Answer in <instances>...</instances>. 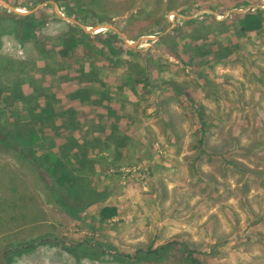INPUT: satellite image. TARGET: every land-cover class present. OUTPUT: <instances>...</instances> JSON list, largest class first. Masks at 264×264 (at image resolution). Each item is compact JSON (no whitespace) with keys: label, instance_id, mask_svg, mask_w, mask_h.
I'll use <instances>...</instances> for the list:
<instances>
[{"label":"rangeland","instance_id":"374dc122","mask_svg":"<svg viewBox=\"0 0 264 264\" xmlns=\"http://www.w3.org/2000/svg\"><path fill=\"white\" fill-rule=\"evenodd\" d=\"M2 1L0 264H264V0Z\"/></svg>","mask_w":264,"mask_h":264},{"label":"trees","instance_id":"16d2710c","mask_svg":"<svg viewBox=\"0 0 264 264\" xmlns=\"http://www.w3.org/2000/svg\"><path fill=\"white\" fill-rule=\"evenodd\" d=\"M57 1V0H56ZM233 16L238 17L239 18V26H240V32L242 33V35H248V34H253L256 33L260 30H262L264 28V14L262 10H252L249 11L247 13H244L243 15H239V14H234ZM32 16H19V21L17 22L18 24V28H23L24 25L26 24L29 27H33L35 26L37 23L31 19V21H28V18H31ZM21 20V21H20ZM104 35V34H103ZM103 35L98 34V39L100 37H102ZM108 39L106 40L108 42V44L111 47H116L120 50H128V51H133V49L131 47H129L123 40L119 39V35L116 32H111L110 34H108ZM88 36V35H87ZM88 42L91 41V38H88ZM115 39L116 40V45H114L112 43V40ZM81 39L79 38H69L67 39V43L65 44L63 49H60L58 51V54L61 57L67 58L70 55V52L74 51V48H77L79 46H82L81 43ZM202 118V117H201ZM0 143L3 144L4 150H14L13 147L8 144L7 142L3 141V139L0 136ZM231 162V161H230ZM234 163V162H232ZM237 164V163H236ZM239 165V163H238ZM34 169H36L34 167ZM39 178L42 181V184H44V193L46 196H48V198L50 199V202L52 201L56 206H58L59 208H61L63 211L68 212L69 214H71L72 216H77V211L73 210L71 211V204H69L66 198H64L61 194L58 193L57 190H55V187L48 182L47 179L44 180L43 175L39 174ZM58 183L60 184L61 187L68 189V190H72L75 189L77 186V180L76 178H71L70 174L65 172L64 174L60 175L58 177ZM48 190V192L46 191ZM119 214L118 208L116 206H105L103 207L100 212H99V216L101 221L105 222L111 219H114L115 217H117ZM172 242L167 243L165 245H163L161 248H165L166 246L169 247V245H171ZM100 246V245H99ZM142 251H139V253H141ZM147 255L150 256V259L155 260L157 259V257L160 254L159 250H148L147 252H145ZM193 253V252H192Z\"/></svg>","mask_w":264,"mask_h":264},{"label":"water","instance_id":"95a60500","mask_svg":"<svg viewBox=\"0 0 264 264\" xmlns=\"http://www.w3.org/2000/svg\"><path fill=\"white\" fill-rule=\"evenodd\" d=\"M0 2H2V4H4V5H7L8 7H9V5L6 3V2H4V1H2V0H0ZM10 8H12V7H10ZM13 9V8H12ZM247 11H249V10H247ZM246 11V12H247ZM236 12H238V11H236ZM239 13H244V11H239ZM108 28H112L111 26H108Z\"/></svg>","mask_w":264,"mask_h":264}]
</instances>
